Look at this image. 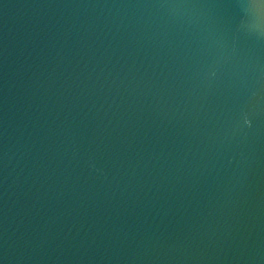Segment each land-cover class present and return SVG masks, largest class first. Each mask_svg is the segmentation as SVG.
Here are the masks:
<instances>
[{
	"label": "water",
	"instance_id": "95a60500",
	"mask_svg": "<svg viewBox=\"0 0 264 264\" xmlns=\"http://www.w3.org/2000/svg\"><path fill=\"white\" fill-rule=\"evenodd\" d=\"M0 264H264V0H0Z\"/></svg>",
	"mask_w": 264,
	"mask_h": 264
}]
</instances>
